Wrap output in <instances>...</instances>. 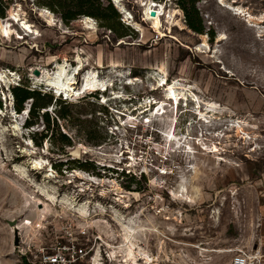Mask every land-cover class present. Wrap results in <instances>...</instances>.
I'll return each mask as SVG.
<instances>
[{"label": "rangeland", "instance_id": "obj_1", "mask_svg": "<svg viewBox=\"0 0 264 264\" xmlns=\"http://www.w3.org/2000/svg\"><path fill=\"white\" fill-rule=\"evenodd\" d=\"M99 3L126 36L77 0H0V264H264V0H195L203 35L177 0ZM21 84L48 106L17 113Z\"/></svg>", "mask_w": 264, "mask_h": 264}, {"label": "trees", "instance_id": "obj_2", "mask_svg": "<svg viewBox=\"0 0 264 264\" xmlns=\"http://www.w3.org/2000/svg\"><path fill=\"white\" fill-rule=\"evenodd\" d=\"M77 1L81 8H85V7L87 8V11H83L82 13L79 14L91 16L96 20H98L99 22H102L103 27L107 28L108 30H111V32H117V36L119 38L127 35L123 31V24H121L119 21L116 20L115 15L117 16V13L112 3L103 6L101 5V3H99V0H96L97 3H94V1L91 0H77ZM177 4L184 12L185 23L188 26V28L197 34L203 35L205 30L202 19L196 9L195 0H177ZM75 16H76L75 13H70L68 16H65L63 18L73 20ZM207 34L210 35L211 39H213L214 37L213 33H207ZM12 95L14 98L15 111L17 113L22 112L24 110L23 106L26 102H31L28 112V115H30V117L35 114L36 110L45 109L51 100L49 94L47 93L41 94V92H36L34 90H31L23 84L13 87ZM58 117L64 119L66 116L62 114L60 116L58 115ZM84 164L85 165H83V167L87 168L86 163ZM22 264H28V263L24 259L22 261Z\"/></svg>", "mask_w": 264, "mask_h": 264}, {"label": "built area", "instance_id": "obj_3", "mask_svg": "<svg viewBox=\"0 0 264 264\" xmlns=\"http://www.w3.org/2000/svg\"><path fill=\"white\" fill-rule=\"evenodd\" d=\"M67 254L59 251H42L34 255L33 259H27L28 264H78L86 256V251L81 248L66 249ZM261 258L257 252L238 251L229 264H261Z\"/></svg>", "mask_w": 264, "mask_h": 264}, {"label": "bare ground", "instance_id": "obj_4", "mask_svg": "<svg viewBox=\"0 0 264 264\" xmlns=\"http://www.w3.org/2000/svg\"><path fill=\"white\" fill-rule=\"evenodd\" d=\"M65 84V83H64ZM58 85V84H57ZM71 86H72V82H71V84H70ZM164 85V82H162V83H160V84H158V86L157 87H161V86H163ZM166 85V84H165ZM55 86V85H54ZM54 89V91H55V93L58 95V94H63V95H67V97H68V89H67V87H66V85H63L62 83H61V85H58V86H56V87H53ZM96 87H94V86H91V85H89V83L88 82H85V83H82L79 87H78V92L79 93H81V92H83V91H86V90H96L95 89ZM165 100L167 101V100H169V101H171L172 102V105L174 104V105H178L179 104V102H181V101H183L182 100V98L181 97H179V96H177L176 94H174V92L172 91V90H170L169 88H168V90H166L165 91ZM183 97V96H182ZM209 105V104H208ZM199 107V106H198ZM160 110V109H159ZM159 110H157L158 112H159ZM206 112L207 113H212V115H211V117H213V115H217V114H221V112L215 107H211V108H209V107H207L206 108ZM205 119H208L207 117H205ZM214 119V118H213ZM200 120H202V118L200 119ZM209 120V119H208ZM203 122H205V123H209V121L208 122H206V120H202ZM18 171L20 172V174H25V170L23 169V168H18ZM197 194H198V192H197V190L195 191V194H194V196L195 197H197ZM48 197V196H47ZM53 200V199H52ZM72 209H74V206H70ZM77 211H79L80 213H84L85 214V208L84 207H78L77 209H76ZM16 232V231H15Z\"/></svg>", "mask_w": 264, "mask_h": 264}, {"label": "water", "instance_id": "obj_5", "mask_svg": "<svg viewBox=\"0 0 264 264\" xmlns=\"http://www.w3.org/2000/svg\"><path fill=\"white\" fill-rule=\"evenodd\" d=\"M150 16L155 17V12L151 11ZM35 74H38L37 71L35 72ZM7 223L12 228L13 227L15 228V226H16V221H7ZM18 244H19L18 234H17V232H14V245L17 246Z\"/></svg>", "mask_w": 264, "mask_h": 264}, {"label": "clouds", "instance_id": "obj_6", "mask_svg": "<svg viewBox=\"0 0 264 264\" xmlns=\"http://www.w3.org/2000/svg\"><path fill=\"white\" fill-rule=\"evenodd\" d=\"M58 98V97H57ZM28 112H29V109H28ZM27 117H28V115H27Z\"/></svg>", "mask_w": 264, "mask_h": 264}]
</instances>
